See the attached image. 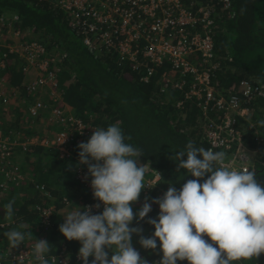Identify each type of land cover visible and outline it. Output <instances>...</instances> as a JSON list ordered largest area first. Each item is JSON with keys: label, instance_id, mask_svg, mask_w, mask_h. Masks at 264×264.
<instances>
[{"label": "trees", "instance_id": "1", "mask_svg": "<svg viewBox=\"0 0 264 264\" xmlns=\"http://www.w3.org/2000/svg\"><path fill=\"white\" fill-rule=\"evenodd\" d=\"M209 1L197 0L203 4ZM211 3H219L218 28L214 31L216 54L221 63L217 79L226 88L244 79L264 85V0H230L228 8L223 7L221 0H212ZM0 11L18 14L27 42L37 40L44 46L41 59L49 60V69L54 73L63 104L86 124L89 132L93 134L96 128L106 129L119 122L125 136L131 137L126 143L141 149V163L151 169L145 175L152 178L155 172L160 174V182L144 189L139 201L132 205L134 215L143 206L145 198L151 202L160 198L159 193L167 191L170 184L179 191L187 180L195 179L186 170L177 171L178 161L172 157L184 150L189 141L207 149L203 122L197 106L185 101L182 91L164 84L161 75L169 72L168 64L158 67L147 82L141 81L140 76L128 65L120 64L117 57L97 55L96 50L90 49L78 28L73 27L65 11L54 1L0 0ZM22 65L18 56L8 59L6 70L0 73L7 83L6 89L30 81L31 77L24 74ZM43 100L49 104L48 110L43 112V119H46L51 117L52 106L57 107L59 102L53 104L48 94L43 95ZM180 102L182 105H178ZM257 104L259 110L253 115V125L244 122L243 130L247 145L255 150L249 170L255 171L257 181L264 184V125L259 123L264 120V100ZM22 115L19 111L16 124H11L12 129L23 130ZM4 116H7V110L0 99V124L7 130L11 125ZM27 122L33 125L31 121ZM47 128L50 136L61 129L53 131L51 125ZM77 139L74 137L72 142L74 154L78 151ZM89 139L90 136L84 137V142ZM16 155V161L28 179L19 185L11 184L4 195H0V257L3 264H21L10 262V259L21 249L30 246L34 249L35 239L42 238L52 246L49 264H83L79 257L80 242L68 241L59 231L67 207L74 205L84 209L87 203L97 201L90 189L77 178L79 162L72 157H61L58 150L45 146H34L31 152L18 151ZM88 180L91 182L90 175ZM36 185L44 186L43 195L36 190ZM13 199V215L9 217L5 205ZM37 206L52 208L48 220L42 222ZM102 212L103 206L96 214ZM159 212V205L152 204L149 217L139 223L134 220L132 226L142 227L144 236H152L155 229L147 220L158 217ZM13 229L32 232L33 236L14 249L4 235ZM205 239L211 242L207 236ZM132 244L149 264H158L161 260L158 240L154 251L142 248L139 236H133ZM32 259L31 264H39L34 255ZM92 259L89 258V264ZM177 264H187V261H178ZM238 264H264V254L258 260H241Z\"/></svg>", "mask_w": 264, "mask_h": 264}, {"label": "built area", "instance_id": "2", "mask_svg": "<svg viewBox=\"0 0 264 264\" xmlns=\"http://www.w3.org/2000/svg\"><path fill=\"white\" fill-rule=\"evenodd\" d=\"M54 1L65 11L73 27L78 28L84 43L97 55L117 57L120 64L128 65L141 81L147 82L155 70L169 65V72L162 74L166 86L184 93V100L193 102L200 113L204 140L207 149L224 151L226 166L236 170L249 169L255 150L246 143L243 123L253 125V115L259 110L258 102L264 100V85L251 80H240L231 87H224L217 79L221 63L218 61L214 31L218 28L217 5L220 3H198L197 0H40ZM223 7L230 0H221ZM211 3V4H210ZM18 14L0 11V73L5 71L8 59L18 56L22 60V71L31 77L21 86L6 89L5 79L0 77V99L7 110L9 125L15 119L16 108L22 111V129H4L0 124V195L10 185L28 179L17 163L18 151L31 152L34 146H45L58 150L61 157H72L79 162V147L72 152L74 137L78 145L84 137L92 136L86 124L75 116L62 102L61 91L49 69V60H43L44 46L37 40L27 42L20 28ZM47 89L49 92H47ZM58 103L52 106L49 125L60 129L52 136L27 130L26 121L35 124L43 121L47 104L43 95ZM20 99V101H15ZM62 102V103H60ZM21 103L25 104L22 108ZM180 102L178 105H182ZM52 105V104H51ZM54 135V136H53ZM15 158V160H14ZM151 169H148V173ZM77 178L93 193L88 180V168L79 164ZM161 176L145 175V190L160 182ZM37 191L44 186L36 185ZM166 191L159 193L160 197ZM46 194V192L44 193ZM92 206L93 214L99 209ZM41 220L46 221L52 208L37 206ZM3 226V224H2ZM43 239V238H42ZM33 246L21 249L10 262L31 264ZM0 257V264H3Z\"/></svg>", "mask_w": 264, "mask_h": 264}, {"label": "clouds", "instance_id": "3", "mask_svg": "<svg viewBox=\"0 0 264 264\" xmlns=\"http://www.w3.org/2000/svg\"><path fill=\"white\" fill-rule=\"evenodd\" d=\"M259 123L264 125V120ZM126 140L131 137L116 122L94 129L90 139L78 145L79 164L87 166L99 202L95 208L102 203L103 212L93 214L92 206L74 207L63 216L59 231L68 241L80 242L83 264H89L90 257L91 264H149L134 248V235L145 250H156L160 242L158 264H238L264 254V184L257 181L255 171L230 168L224 151L189 141L172 159L178 161L177 171L186 170L195 179L187 180L179 191L170 184L163 197L151 202L145 198L134 215L132 205L145 189L148 167L141 163V149ZM14 204L13 199L5 205L9 217ZM152 204L159 205L160 212L147 220L155 231L146 237L142 227L132 225L149 217ZM4 235L14 249L33 236L16 229ZM35 241V260L49 264L52 246L45 239Z\"/></svg>", "mask_w": 264, "mask_h": 264}, {"label": "rangeland", "instance_id": "4", "mask_svg": "<svg viewBox=\"0 0 264 264\" xmlns=\"http://www.w3.org/2000/svg\"><path fill=\"white\" fill-rule=\"evenodd\" d=\"M60 103H62V102H60ZM23 107H25V104H23L22 103V108ZM4 118V120L6 121V117L4 116L3 117ZM48 121H47V119H43V121H40V122H38V123H35V124H33L32 126L30 125V124H27V130L28 131H30V132H32V130H34V132L35 133H39V134H47V133H49V131H50V129H48L47 127H48ZM51 127H52V125H51ZM55 130V127L53 126V131ZM50 134V133H49ZM148 167V166H147ZM148 169H149V167H148ZM73 207H75L74 205H73ZM71 207L69 206V207H67L66 208V212H67V214H68V211H69V209H70ZM72 210V209H71ZM65 215V214H64Z\"/></svg>", "mask_w": 264, "mask_h": 264}, {"label": "crops", "instance_id": "5", "mask_svg": "<svg viewBox=\"0 0 264 264\" xmlns=\"http://www.w3.org/2000/svg\"><path fill=\"white\" fill-rule=\"evenodd\" d=\"M19 110H20V108L18 107V108H16V111H15V119L13 120V122L11 123L12 125H15L16 124V117H17V114H18V112H19ZM74 207H73V205L71 206V208L69 209V211H71V209H73ZM68 211V212H69Z\"/></svg>", "mask_w": 264, "mask_h": 264}]
</instances>
